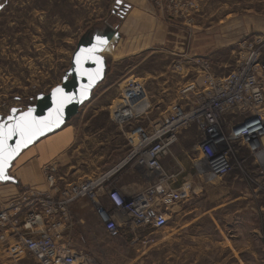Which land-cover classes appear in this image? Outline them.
<instances>
[{
    "label": "rangeland",
    "instance_id": "rangeland-1",
    "mask_svg": "<svg viewBox=\"0 0 264 264\" xmlns=\"http://www.w3.org/2000/svg\"><path fill=\"white\" fill-rule=\"evenodd\" d=\"M115 1L0 0L3 116L12 107L26 109L38 93H48L61 83L84 34L106 24L116 27L120 34L114 45L117 48L106 54L105 77L90 98L106 107L94 118L89 113L81 120L77 114L64 126L76 131V142L68 152L74 153L70 161L82 170V175H74L70 179L73 182L96 177L86 149L109 151L107 160L98 165L100 172L127 154L124 132L129 126L120 128L108 115L109 105L118 98L124 81L136 79L143 83L152 108L147 117L138 120L154 123L163 120L169 105L179 99L181 85L190 81L201 86L206 72L227 75L243 61L249 45L257 46L264 39V0H193L189 26L166 0H141L137 4L141 11L124 18L112 13ZM136 16L139 21L133 20ZM87 135L91 141L85 139ZM197 135L195 128H184L171 154L162 159L168 173H190L192 185L201 184L198 179L204 178L196 174L188 158L196 155ZM45 139L26 149L10 170L15 178L26 177L24 182H32L21 184L18 180L20 190L25 186L46 189L37 170V162L43 161L38 148ZM33 152L36 155L28 161ZM239 155L246 156L244 148L239 149ZM244 169L245 174L233 169L216 184H212L215 179L206 180L207 192L191 199L195 209L186 216L188 224L178 230L172 225L177 226L180 220L169 215L161 229L133 233L122 230L111 235L93 216L88 217L86 229L76 226V247L88 255L90 264H264V181L258 179L250 161ZM127 177L141 179L142 171L132 167ZM103 203L110 208L106 199ZM172 205H168V213ZM147 233L150 236L145 238ZM2 252L0 261L4 264H39L20 246Z\"/></svg>",
    "mask_w": 264,
    "mask_h": 264
},
{
    "label": "built area",
    "instance_id": "built-area-1",
    "mask_svg": "<svg viewBox=\"0 0 264 264\" xmlns=\"http://www.w3.org/2000/svg\"><path fill=\"white\" fill-rule=\"evenodd\" d=\"M166 1L175 6L186 25L192 23L189 10L193 0ZM247 50L243 61L227 75L206 72L201 86L190 81L181 85L179 99L169 105L163 120L154 123L138 120L147 117L152 108L143 83L124 81L108 115L120 128L129 126L125 131L128 153L101 175L64 184L60 183L59 165L52 160L40 167L46 189L25 186L13 196L0 194V255L4 249L12 251L20 246L39 264H90L72 237L75 222L71 205L80 199L90 201L111 235L165 227L168 205L183 203L192 191L190 181L178 184L182 170L170 174L162 164L187 127L198 132L196 155L191 160L197 175L210 181L233 169L245 174V164L250 161L258 179L264 181V39ZM240 148L246 156L239 155ZM129 163L142 171L147 184L125 195L114 175ZM148 236L150 233L144 234Z\"/></svg>",
    "mask_w": 264,
    "mask_h": 264
},
{
    "label": "water",
    "instance_id": "water-1",
    "mask_svg": "<svg viewBox=\"0 0 264 264\" xmlns=\"http://www.w3.org/2000/svg\"><path fill=\"white\" fill-rule=\"evenodd\" d=\"M129 8L130 5L124 0L119 2L116 0L112 13L124 18ZM119 37L117 28L107 24L100 30L87 32L78 40L71 56L70 67L60 84L54 86L48 93H38L34 103L26 109L12 107L7 115H0V134L10 131L13 125L29 111L37 120L51 118L48 126L26 145L21 143L16 134L5 142L6 151L12 154V159L3 165L4 171L0 173V183L9 182L17 185L18 180L10 174V170L22 152L40 139L61 129L90 100L92 92L103 81L107 71L108 59L105 52L110 45L116 43ZM58 88L62 90V93L54 95V91ZM61 95L63 102L58 105L57 100ZM57 108H59L58 112Z\"/></svg>",
    "mask_w": 264,
    "mask_h": 264
},
{
    "label": "crops",
    "instance_id": "crops-1",
    "mask_svg": "<svg viewBox=\"0 0 264 264\" xmlns=\"http://www.w3.org/2000/svg\"><path fill=\"white\" fill-rule=\"evenodd\" d=\"M139 2H141V0H134V1L129 0V3H131L132 6L128 3L130 5V8L128 9L125 17H129L135 11H138V12L141 11V8L139 6H137V4ZM138 18L139 17L136 16V18L133 20L139 21L140 19H138ZM135 26H137V25H135ZM137 27L140 29L139 26H137ZM142 27L145 28V26H142ZM174 34L178 35V33H176V32H174L173 35ZM119 36H120V34H119ZM115 48H117V47H115ZM105 54H106V52H105ZM262 62L264 63V60ZM102 107H106V106L105 105L99 106L98 104H95V99H92V100H89L88 102H86L80 108L78 114H80L81 120L85 116V114H89V113H90V118H94L95 116H97V114H99V112H102ZM90 118L86 119L85 123L83 122V126H85V124H87V122H88V120H90ZM63 127L61 129H59L58 131L42 138V139L46 138L45 142L38 149H40V151H39L40 153L42 152L43 161L37 162V170L40 174L41 165H43L44 163H47L49 161H52V160L56 161L59 165L60 183L61 184L73 182L70 179L75 178V177H73L74 175H76L77 177H81V175H82V170H77L75 168L76 166H74V164L71 163V161H70V159L74 155V153L72 154V153L68 152V150L71 148V146L74 144V142H76V131L72 128V126H67L64 128ZM71 136H72V138H71V141L69 143V139ZM124 136H125V132H124ZM92 138L95 139L94 137H92ZM42 139H40L34 145L38 144ZM85 139L91 141V137H89V135H87L85 137ZM90 141H87V142H90ZM79 144H81V143H79ZM79 144H78V146H79ZM34 145H32V146H34ZM78 146H76L75 148H77ZM129 149H130V147H129ZM86 150L88 152L87 156L90 160L88 162V164L91 165V168L93 167V169L95 171V172H93V175H96V176L101 175V174L109 171L111 168L116 166L121 161V159H120V160L112 163V165H110V167H108L105 171L100 172L98 165L103 164V162L105 160H107V158L110 156L109 151L107 150L106 153H102L99 151V149L97 147L94 149L90 148V149H86ZM35 155H36V153L33 152L26 159L28 161H30V159ZM193 156H194V154H192L191 156L190 155L188 156L190 162H191ZM26 159H25V161H26ZM131 168L132 167H127V166L123 167L114 175L117 177L116 181H117V185H118L119 189L125 195L134 194V193L140 191L147 184V180L144 178L143 175H142L141 179H136L133 177H127V176H129V170ZM74 169H75V171H73ZM184 172L185 171L182 170V173H180V175L178 177V180H179L178 184H180L183 180H187V181L193 180L192 175L190 173H184ZM23 176H25V172L23 173ZM223 178H225V176L215 179L212 184H216V183L223 181ZM17 179L21 182V184L32 183V182H30V183L24 182L22 180V179H24L26 181V177H18L17 176ZM140 180H142V182ZM198 180H199V182H202V183L199 185H197V184L192 185V191H191L189 197L186 199V201H184L183 203H174L171 206L170 218L176 219L177 221L180 220L179 223L177 222V226L172 225V229L176 228L178 230V228L183 227V226L188 224L185 222L186 216L191 215L195 209L194 205L191 204V199L195 196L197 197L198 195H204L207 192L208 189L206 187L208 186V184L206 183V180L204 178L198 179ZM17 186L18 185L14 184V183H9V182L0 183V194H1V196H3V197L13 196L14 194H16L20 190ZM71 212H72L73 220L75 222L74 223V231L72 233V237L75 241V240H77L76 237L78 236V234L76 232L78 229L77 228L78 225L79 226L81 225L82 229H86L88 217L92 218L94 216L95 218H99V216H98L97 212L94 210V208L92 207L90 201L87 199H80V200L75 201L71 205Z\"/></svg>",
    "mask_w": 264,
    "mask_h": 264
},
{
    "label": "snow or ice",
    "instance_id": "snow-or-ice-1",
    "mask_svg": "<svg viewBox=\"0 0 264 264\" xmlns=\"http://www.w3.org/2000/svg\"><path fill=\"white\" fill-rule=\"evenodd\" d=\"M58 93H62V90L59 88L56 89L53 94L56 95ZM62 102L63 96L61 95L58 97L57 103L60 105ZM58 111L59 108H57V112ZM50 119L51 118H48V120H37L32 117L31 111H29V113L25 114L13 125L10 131L0 134V173L4 171L3 165L12 159V154L6 151L5 142L10 139L13 134H16L19 136L21 143L26 145L31 142L36 135L41 133L44 127L48 126Z\"/></svg>",
    "mask_w": 264,
    "mask_h": 264
},
{
    "label": "bare ground",
    "instance_id": "bare-ground-1",
    "mask_svg": "<svg viewBox=\"0 0 264 264\" xmlns=\"http://www.w3.org/2000/svg\"><path fill=\"white\" fill-rule=\"evenodd\" d=\"M117 47V46H116ZM115 46L114 45H110L109 49L106 51V54H109L112 50H114ZM18 180V179H17Z\"/></svg>",
    "mask_w": 264,
    "mask_h": 264
}]
</instances>
